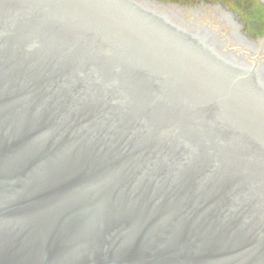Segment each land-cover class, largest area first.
Listing matches in <instances>:
<instances>
[{
    "label": "water",
    "instance_id": "obj_1",
    "mask_svg": "<svg viewBox=\"0 0 264 264\" xmlns=\"http://www.w3.org/2000/svg\"><path fill=\"white\" fill-rule=\"evenodd\" d=\"M218 5L0 0V264H264V41Z\"/></svg>",
    "mask_w": 264,
    "mask_h": 264
},
{
    "label": "rangeland",
    "instance_id": "obj_2",
    "mask_svg": "<svg viewBox=\"0 0 264 264\" xmlns=\"http://www.w3.org/2000/svg\"><path fill=\"white\" fill-rule=\"evenodd\" d=\"M157 5H184L194 3L197 0H161L159 2L151 0ZM222 1L237 14H241L244 22L248 26L246 31L249 35L264 41V0H214Z\"/></svg>",
    "mask_w": 264,
    "mask_h": 264
},
{
    "label": "flooded vegetation",
    "instance_id": "obj_3",
    "mask_svg": "<svg viewBox=\"0 0 264 264\" xmlns=\"http://www.w3.org/2000/svg\"><path fill=\"white\" fill-rule=\"evenodd\" d=\"M159 1H161V0H157V2H159ZM146 2H149L151 4L154 3L151 0H146ZM219 4L220 5H218V6H219L220 10L222 11L221 15H223L227 11V13H226L227 16H225V19L229 20L232 25H234V24L239 25L238 33H240V35H246V36H249L250 39H252V37L254 35L251 36L246 31L248 26L244 22V20L242 18V15L241 14H236L234 10H232L230 7H227L225 4L222 3V1H220Z\"/></svg>",
    "mask_w": 264,
    "mask_h": 264
},
{
    "label": "bare ground",
    "instance_id": "obj_4",
    "mask_svg": "<svg viewBox=\"0 0 264 264\" xmlns=\"http://www.w3.org/2000/svg\"><path fill=\"white\" fill-rule=\"evenodd\" d=\"M154 1H157V0H154ZM224 6H225V5H224ZM235 13H236V12H235ZM235 13H234V14H235ZM236 14H237V13H236Z\"/></svg>",
    "mask_w": 264,
    "mask_h": 264
}]
</instances>
